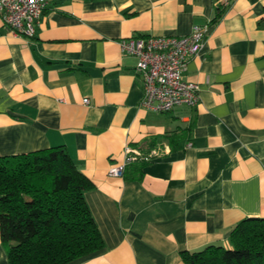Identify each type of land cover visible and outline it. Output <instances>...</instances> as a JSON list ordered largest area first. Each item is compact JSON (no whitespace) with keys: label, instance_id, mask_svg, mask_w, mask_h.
Here are the masks:
<instances>
[{"label":"crops","instance_id":"obj_1","mask_svg":"<svg viewBox=\"0 0 264 264\" xmlns=\"http://www.w3.org/2000/svg\"><path fill=\"white\" fill-rule=\"evenodd\" d=\"M207 23L184 72L197 105L142 107L121 40ZM58 145L94 183L104 240L66 264H186L183 250L230 247L239 221L264 217V0H49L31 38L0 13V155ZM126 145L159 149L139 178L108 172Z\"/></svg>","mask_w":264,"mask_h":264},{"label":"trees","instance_id":"obj_2","mask_svg":"<svg viewBox=\"0 0 264 264\" xmlns=\"http://www.w3.org/2000/svg\"><path fill=\"white\" fill-rule=\"evenodd\" d=\"M145 163L132 162L123 174L139 178ZM93 186L62 145L0 155V237L9 264H66L101 251L104 240L84 195ZM230 241L183 250L182 259L264 264V217L239 221Z\"/></svg>","mask_w":264,"mask_h":264},{"label":"built area","instance_id":"obj_3","mask_svg":"<svg viewBox=\"0 0 264 264\" xmlns=\"http://www.w3.org/2000/svg\"><path fill=\"white\" fill-rule=\"evenodd\" d=\"M49 0H0V13L16 34L31 38ZM209 24H196L186 35H134L121 40L122 50L137 58L135 72L141 76L143 96L140 105L166 112L179 105L193 107L199 101V84L184 78L188 61L201 54ZM84 102H89L88 98ZM123 161L109 167L111 176L123 175L132 162L149 161L159 149L142 152L126 145Z\"/></svg>","mask_w":264,"mask_h":264}]
</instances>
